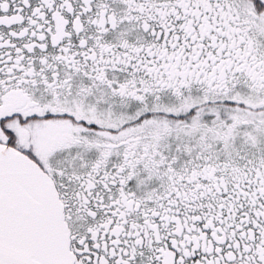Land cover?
Masks as SVG:
<instances>
[{
  "label": "snow or ice",
  "instance_id": "6c2138e0",
  "mask_svg": "<svg viewBox=\"0 0 264 264\" xmlns=\"http://www.w3.org/2000/svg\"><path fill=\"white\" fill-rule=\"evenodd\" d=\"M0 264H264V0H0Z\"/></svg>",
  "mask_w": 264,
  "mask_h": 264
}]
</instances>
